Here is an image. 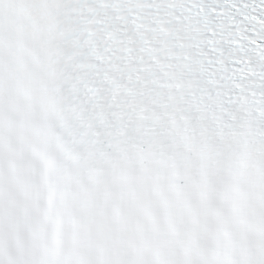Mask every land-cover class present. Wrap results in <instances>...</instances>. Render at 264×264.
Returning a JSON list of instances; mask_svg holds the SVG:
<instances>
[{"label": "snow or ice", "instance_id": "6c2138e0", "mask_svg": "<svg viewBox=\"0 0 264 264\" xmlns=\"http://www.w3.org/2000/svg\"><path fill=\"white\" fill-rule=\"evenodd\" d=\"M0 264H264V0H0Z\"/></svg>", "mask_w": 264, "mask_h": 264}]
</instances>
